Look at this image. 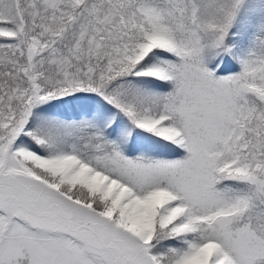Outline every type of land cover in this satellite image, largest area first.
<instances>
[{"label":"snow or ice","instance_id":"1","mask_svg":"<svg viewBox=\"0 0 264 264\" xmlns=\"http://www.w3.org/2000/svg\"><path fill=\"white\" fill-rule=\"evenodd\" d=\"M0 264H264V0H0Z\"/></svg>","mask_w":264,"mask_h":264}]
</instances>
